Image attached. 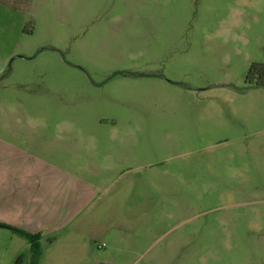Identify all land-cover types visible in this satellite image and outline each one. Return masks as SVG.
<instances>
[{"label": "rangeland", "instance_id": "1", "mask_svg": "<svg viewBox=\"0 0 264 264\" xmlns=\"http://www.w3.org/2000/svg\"><path fill=\"white\" fill-rule=\"evenodd\" d=\"M253 62L264 0L0 2V130L44 133L88 192L38 264H264ZM18 238L0 226V264H30Z\"/></svg>", "mask_w": 264, "mask_h": 264}, {"label": "crops", "instance_id": "2", "mask_svg": "<svg viewBox=\"0 0 264 264\" xmlns=\"http://www.w3.org/2000/svg\"><path fill=\"white\" fill-rule=\"evenodd\" d=\"M0 2L16 10L23 7L14 5L11 0ZM13 34L20 36L24 33L15 30ZM4 66L0 65V76H4ZM12 73L11 68L10 74L5 76L7 80L0 81V97L5 96L1 94V87L14 86L16 83ZM51 150L48 149L44 133L25 135L16 129L0 130V223L33 233L39 232L40 239L50 228L55 227L62 216L63 223L72 220L88 195L87 191L81 190L77 169L65 166L51 154ZM14 234L19 240H25ZM48 242L52 244V241ZM72 245L73 242H67L65 248ZM24 246H28L27 241ZM69 252L71 258L79 257L74 249L62 254L68 256Z\"/></svg>", "mask_w": 264, "mask_h": 264}, {"label": "trees", "instance_id": "3", "mask_svg": "<svg viewBox=\"0 0 264 264\" xmlns=\"http://www.w3.org/2000/svg\"><path fill=\"white\" fill-rule=\"evenodd\" d=\"M14 5H21V6H26L30 0H11ZM27 28L24 27L22 29L23 32L30 33L31 29L26 30ZM261 71L262 74L264 75V63L261 62H253L250 64L246 76H250L253 71ZM257 85L264 87V80L259 82ZM1 226L7 227L11 229L14 233L18 234L22 238H24L28 244H29V252H30V264H38L37 260L40 254V249H39V243H38V235L36 233L27 231L22 228H18L15 226L7 225L0 223ZM22 256L18 255L17 259L15 260L14 264H21ZM95 264H112L108 262H99Z\"/></svg>", "mask_w": 264, "mask_h": 264}, {"label": "flooded vegetation", "instance_id": "4", "mask_svg": "<svg viewBox=\"0 0 264 264\" xmlns=\"http://www.w3.org/2000/svg\"><path fill=\"white\" fill-rule=\"evenodd\" d=\"M264 80V75L262 74L261 71H253L251 75L245 76V81L248 82L249 84L255 83L256 85Z\"/></svg>", "mask_w": 264, "mask_h": 264}, {"label": "water", "instance_id": "5", "mask_svg": "<svg viewBox=\"0 0 264 264\" xmlns=\"http://www.w3.org/2000/svg\"><path fill=\"white\" fill-rule=\"evenodd\" d=\"M1 226V225H0Z\"/></svg>", "mask_w": 264, "mask_h": 264}]
</instances>
